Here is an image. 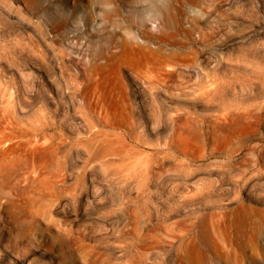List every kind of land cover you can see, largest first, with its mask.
I'll return each mask as SVG.
<instances>
[{
  "label": "rangeland",
  "instance_id": "rangeland-1",
  "mask_svg": "<svg viewBox=\"0 0 264 264\" xmlns=\"http://www.w3.org/2000/svg\"><path fill=\"white\" fill-rule=\"evenodd\" d=\"M262 224L264 0H0V264H264Z\"/></svg>",
  "mask_w": 264,
  "mask_h": 264
},
{
  "label": "bare ground",
  "instance_id": "bare-ground-1",
  "mask_svg": "<svg viewBox=\"0 0 264 264\" xmlns=\"http://www.w3.org/2000/svg\"><path fill=\"white\" fill-rule=\"evenodd\" d=\"M159 2H160V0H158ZM167 5V4H166ZM155 6V5H154ZM135 16V15H134ZM138 17H139V15H137ZM140 19V18H139ZM142 19V18H141ZM144 20V19H143ZM142 21V20H141ZM144 23H145V21H144ZM171 23V22H170ZM144 29V28H143ZM145 30V29H144ZM162 30V29H161ZM130 31V30H129ZM129 31H127L126 32V34H125V39L126 40H120L119 41V44H120V46L121 47H123V46H125L126 44H130L132 47H135V46H143V47H145L146 46V43H140V42H137V41H135V40H133L132 39V37L130 36H128V34H129ZM146 31V30H145ZM142 32V31H141ZM148 32L149 31H147V34H148ZM144 33V32H143ZM150 34L152 35V33L150 32ZM149 34V35H150ZM154 37V36H153ZM157 37V36H156ZM113 38H116V34H112V40H113ZM162 38V37H161ZM161 40H165V39H161ZM112 45H109L108 46V48H109V54H108V58H109V60H111V59H113L114 58V56H115V52L114 51H111L110 50V47H111ZM148 46V45H147ZM254 227L257 229V228H259V229H262L263 227H264V224H262L261 226H258L257 227V225H254ZM182 264H213V261H211L206 255L205 256H203L202 255V257H200V259H187V257L185 258V260L183 261V263Z\"/></svg>",
  "mask_w": 264,
  "mask_h": 264
}]
</instances>
